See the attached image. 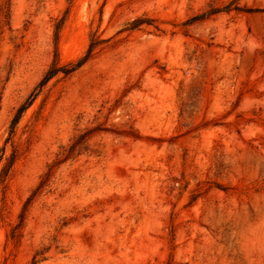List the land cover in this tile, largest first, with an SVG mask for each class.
I'll return each mask as SVG.
<instances>
[{"label":"rangeland","instance_id":"obj_1","mask_svg":"<svg viewBox=\"0 0 264 264\" xmlns=\"http://www.w3.org/2000/svg\"><path fill=\"white\" fill-rule=\"evenodd\" d=\"M0 154V264H264V0H0Z\"/></svg>","mask_w":264,"mask_h":264},{"label":"trees","instance_id":"obj_2","mask_svg":"<svg viewBox=\"0 0 264 264\" xmlns=\"http://www.w3.org/2000/svg\"><path fill=\"white\" fill-rule=\"evenodd\" d=\"M143 23H148L145 22V20L143 19H138L135 20L133 25H132V29L137 28L139 25L143 24ZM149 24V23H148ZM103 40H98L95 38L91 39V43L89 45V48L86 52V54L79 59L75 65L70 69V70H66L65 72H70L72 70H75L79 67H81L83 64H85L92 56L93 51L96 49V47L102 43ZM59 71L58 68H53L52 70H50L45 76L44 78L41 80V82L39 83V85L35 88V90L30 94V96L28 97V99L19 106V108L17 109L12 122H11V128H10V135L8 137V140L11 139L12 134L14 133L15 127L18 124L23 112L26 110V108H28V106L33 102V100L35 99V97L38 95L40 89ZM87 136L88 133H83L80 134L77 138H75V140L68 146V147H63L61 152L59 153L58 156L61 155V157L57 158L56 163L51 164L48 167V171L45 172L41 178V181L39 183V185L37 186L36 190L33 192L32 194V198L35 197V195H37L48 183L50 177L53 175L54 173V167L55 165L73 157L75 154H80L81 150L83 149V147L85 146V142L87 140ZM0 160H1V154H0ZM31 200V199H30ZM29 200V202H30Z\"/></svg>","mask_w":264,"mask_h":264}]
</instances>
